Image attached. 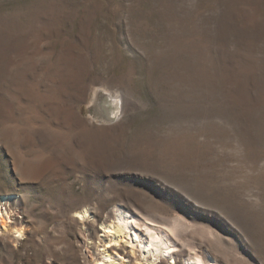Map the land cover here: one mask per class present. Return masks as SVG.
Returning <instances> with one entry per match:
<instances>
[{"label":"rangeland","instance_id":"374dc122","mask_svg":"<svg viewBox=\"0 0 264 264\" xmlns=\"http://www.w3.org/2000/svg\"><path fill=\"white\" fill-rule=\"evenodd\" d=\"M118 207L264 264V0H0V264H143Z\"/></svg>","mask_w":264,"mask_h":264},{"label":"bare ground","instance_id":"6f19581e","mask_svg":"<svg viewBox=\"0 0 264 264\" xmlns=\"http://www.w3.org/2000/svg\"><path fill=\"white\" fill-rule=\"evenodd\" d=\"M113 98L117 100L115 97L112 96L110 97V100L113 101L114 100ZM110 115L111 117L115 118L117 116V113L112 112V114ZM117 210H118V216L109 226L110 230L112 231V238L110 241H120V239L122 240L128 239L127 237L131 236L130 242L132 244L133 253L136 252V248H140V252L142 254L141 259L145 261V262H141L143 264H153V261L151 260L153 259L152 257L156 256L159 258L162 257L164 253L167 255H171L172 258L175 257L174 251L178 250L180 246L171 237V232L176 236H178L177 228L167 226V229H164L161 227L140 224L135 216L126 213L120 207H118ZM8 213L9 212L0 213L1 228L6 231H11L13 233L21 234L24 229L23 225L12 224L9 220ZM87 213L88 210H84L82 212V215L85 216L87 215ZM143 225H146V232L148 234H145L146 232L144 233L143 229H140V227H142ZM105 256L108 257L109 259L112 258L110 254H107ZM107 259H105L104 262ZM193 259L195 261L194 264H199V263L216 264L212 260H207V261L204 260L198 253H196L193 256ZM154 264H156V262ZM159 264H170V263L162 259Z\"/></svg>","mask_w":264,"mask_h":264}]
</instances>
